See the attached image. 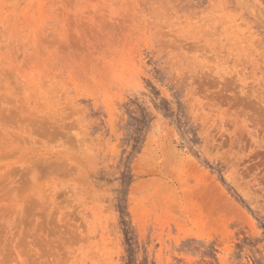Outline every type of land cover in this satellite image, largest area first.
Listing matches in <instances>:
<instances>
[{
	"label": "rangeland",
	"instance_id": "1",
	"mask_svg": "<svg viewBox=\"0 0 264 264\" xmlns=\"http://www.w3.org/2000/svg\"><path fill=\"white\" fill-rule=\"evenodd\" d=\"M0 264H264V0H0Z\"/></svg>",
	"mask_w": 264,
	"mask_h": 264
}]
</instances>
